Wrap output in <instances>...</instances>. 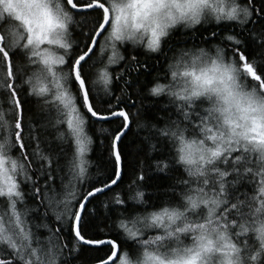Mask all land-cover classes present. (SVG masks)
<instances>
[{"label":"snow or ice","instance_id":"6c2138e0","mask_svg":"<svg viewBox=\"0 0 264 264\" xmlns=\"http://www.w3.org/2000/svg\"><path fill=\"white\" fill-rule=\"evenodd\" d=\"M208 20L235 21L240 31L210 33L227 46L181 50L163 76L144 85L153 98L167 95L177 113L162 127L151 125L150 142L153 151L167 150L156 170L177 172L175 199L150 205L144 169L129 172L130 113L112 91L123 80V92L148 66L120 49L131 41L160 52L175 26ZM121 62L119 71L109 70ZM235 96L249 105L234 111L228 100ZM259 101L264 0H0V264H70L81 245L106 249L94 264H264ZM114 118L120 122L107 137L111 170L93 177L88 128ZM47 128L70 155L59 145L42 147ZM125 175L136 191L112 196L111 207L120 209L114 231L89 235L87 218L96 210L88 205ZM245 182L251 192L240 191ZM129 201L148 210L130 212Z\"/></svg>","mask_w":264,"mask_h":264},{"label":"trees","instance_id":"16d2710c","mask_svg":"<svg viewBox=\"0 0 264 264\" xmlns=\"http://www.w3.org/2000/svg\"><path fill=\"white\" fill-rule=\"evenodd\" d=\"M239 31L240 28L235 21L216 22L215 20H208L193 26H175L169 37L166 38L163 49L160 52H150L143 44H133L131 42L124 43L120 49L125 57L134 55L148 66V70L142 72L139 77L133 73L132 79L134 83L125 88L123 92L121 91L124 85L123 80L114 82L112 91L126 101L123 106L130 113L131 119L130 129L124 137V144L128 153H130L128 159L129 172L131 168L138 166L144 169L149 178L145 181L142 189L145 192V199L149 200L150 205L162 206L164 202L170 199L174 201L175 199L170 185L173 183V177L177 175V172H171L166 175L156 170L155 161L166 156L167 150L158 149L153 151L150 147V142L155 143L151 125L155 124L157 127H162L168 120H176L177 113L175 105L169 102L170 98L167 95L153 98L147 94L144 85L152 80L154 76H163L167 72V64L171 62L173 56H178L181 50L195 48L210 50L213 45L226 47L227 45L221 40V35ZM212 32H217L221 35H218L213 40L210 37V33ZM250 50L258 53L254 45H250ZM123 67L124 64L121 62L118 65L110 66L109 70L117 72ZM136 80L139 83H135ZM100 87L102 89V85ZM129 95H131V101H128ZM35 104L36 102L32 101L29 104V108L32 112L38 113L39 110L35 107ZM119 122V118H114L107 123H96L94 126L88 128V134L92 137L93 145L87 159L93 165L89 170L93 177L97 175L106 176L111 170L109 153L107 151V137ZM41 135L46 141L42 147L55 148L59 145L65 154L70 155L67 143L56 139V131L54 129L47 128L46 131H42ZM145 137H148V139L146 140ZM183 172V168H180L179 173ZM129 184V176L125 175L124 179L112 191L97 194L92 199L88 205V209L90 212L92 209L96 211L87 218L89 225L86 230L89 235L101 230L105 233L114 231L112 222L118 218L116 212L120 211V209H113L111 207V198L115 192H121L125 197L133 195L136 188L130 187ZM240 191L251 192V185L245 182L240 187ZM104 203H108L109 207L104 208ZM27 204L31 207L32 201L29 200ZM128 210L130 212H144L148 210V206H137L135 201H129ZM35 222H39V220L37 219ZM48 223H52V221L49 220ZM64 227L65 231H67L66 222ZM40 235L47 236V231L41 229ZM105 250L104 248L97 249L95 246L81 245V250L73 254L70 264H94L95 258L103 256Z\"/></svg>","mask_w":264,"mask_h":264},{"label":"clouds","instance_id":"9594fccd","mask_svg":"<svg viewBox=\"0 0 264 264\" xmlns=\"http://www.w3.org/2000/svg\"><path fill=\"white\" fill-rule=\"evenodd\" d=\"M228 102L232 104L234 111H235V109L237 107L244 108L247 105H249V100L246 99V98H244V97H241V96L230 97L229 100H228ZM259 102L264 103V101H259Z\"/></svg>","mask_w":264,"mask_h":264},{"label":"rangeland","instance_id":"374dc122","mask_svg":"<svg viewBox=\"0 0 264 264\" xmlns=\"http://www.w3.org/2000/svg\"><path fill=\"white\" fill-rule=\"evenodd\" d=\"M179 25H183V24H179ZM179 25H177V26H179ZM127 42H131V41H127ZM126 43V42H125ZM132 43V42H131Z\"/></svg>","mask_w":264,"mask_h":264}]
</instances>
